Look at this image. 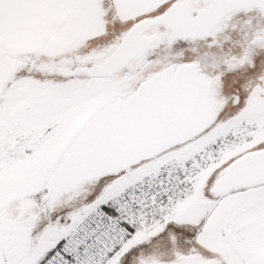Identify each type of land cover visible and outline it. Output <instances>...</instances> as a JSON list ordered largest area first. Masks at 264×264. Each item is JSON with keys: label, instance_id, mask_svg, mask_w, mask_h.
Returning <instances> with one entry per match:
<instances>
[{"label": "snow or ice", "instance_id": "1", "mask_svg": "<svg viewBox=\"0 0 264 264\" xmlns=\"http://www.w3.org/2000/svg\"><path fill=\"white\" fill-rule=\"evenodd\" d=\"M0 264H264V0H0Z\"/></svg>", "mask_w": 264, "mask_h": 264}]
</instances>
